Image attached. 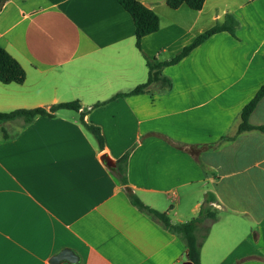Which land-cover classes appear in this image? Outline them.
Wrapping results in <instances>:
<instances>
[{
  "label": "crops",
  "instance_id": "1",
  "mask_svg": "<svg viewBox=\"0 0 264 264\" xmlns=\"http://www.w3.org/2000/svg\"><path fill=\"white\" fill-rule=\"evenodd\" d=\"M138 1L161 22L143 52L119 0L0 1V46L26 72L21 85L0 82V113L81 105L28 126L0 124V264H50L65 249L76 264H186L181 238L139 210L128 189L174 224L214 195L201 264H264V133L237 135L264 85V0H206L201 11ZM228 15L240 22L237 36L216 34L164 68L171 89L113 99L147 82L143 53L169 61ZM249 123L264 125V98ZM103 154L118 167L129 154L126 185Z\"/></svg>",
  "mask_w": 264,
  "mask_h": 264
},
{
  "label": "trees",
  "instance_id": "2",
  "mask_svg": "<svg viewBox=\"0 0 264 264\" xmlns=\"http://www.w3.org/2000/svg\"><path fill=\"white\" fill-rule=\"evenodd\" d=\"M2 1V0H0ZM120 4L128 11L135 23V36L137 48L143 52L141 42L144 37L159 31L161 22L159 16L147 5L138 0H119ZM206 0H166L167 6L172 10H177L182 6H187L193 11H201L205 5ZM240 27V22L232 15L226 16L224 22L217 23L212 28L200 34L196 40L189 46L183 49L181 53L173 57L169 61L158 62L151 60L144 53L143 56L147 62L149 69V76L146 83L139 85L128 94H119L115 98L125 97L131 95H141L150 92L152 85L161 84L164 88L171 89L173 86L172 80L163 75V70L166 67L179 64L183 59L190 55V53L209 40L216 34L227 32L233 37L237 36V31ZM26 81V72L20 63L14 59L4 48L0 46V82L3 84H23ZM264 98V85L256 93L255 97L243 108L241 113V124L237 135L245 132L258 130L264 133V125L255 127L249 123L251 114L256 109L259 102ZM105 103L97 104L95 107ZM67 109L79 112L81 105L78 102L63 103L52 106L49 109H20L11 113H0V124H5L10 121L21 120L24 126H28L37 117H55L60 110ZM87 113L81 114V122L84 127L96 139L99 147L104 150L105 142L100 128L86 122L85 117ZM5 135L8 134L5 132ZM235 138V137H234ZM231 138V139H234ZM224 139H227L225 137ZM129 154L119 161V179L122 184H127V162ZM132 203L142 212L147 213L156 220H158L167 230L179 236L184 242L187 249L188 260L193 264H201V252L205 241L210 233V227H206L207 220H215L217 218L216 212L212 209L209 203L215 201L212 194H207L205 204L202 206L197 217L186 223L174 224L166 213L158 212L149 206H146L141 200L135 196L130 189L127 190Z\"/></svg>",
  "mask_w": 264,
  "mask_h": 264
},
{
  "label": "water",
  "instance_id": "3",
  "mask_svg": "<svg viewBox=\"0 0 264 264\" xmlns=\"http://www.w3.org/2000/svg\"><path fill=\"white\" fill-rule=\"evenodd\" d=\"M2 7H3V3L0 4V11ZM101 160L102 162L105 163V165L109 170H111L113 173L119 174L118 163L116 160L111 158L108 154H103ZM63 261H68L72 264H76L79 262V257L72 250L65 249L56 256H54L50 260V264H61ZM186 264H193V263L191 261H188Z\"/></svg>",
  "mask_w": 264,
  "mask_h": 264
}]
</instances>
